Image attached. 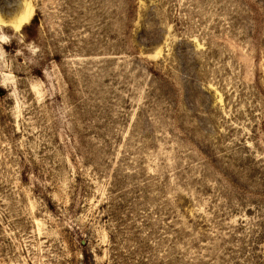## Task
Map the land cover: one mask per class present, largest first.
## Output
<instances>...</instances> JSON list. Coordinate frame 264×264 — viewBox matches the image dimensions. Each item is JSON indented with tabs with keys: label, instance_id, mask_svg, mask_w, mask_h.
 Masks as SVG:
<instances>
[{
	"label": "rangeland",
	"instance_id": "obj_1",
	"mask_svg": "<svg viewBox=\"0 0 264 264\" xmlns=\"http://www.w3.org/2000/svg\"><path fill=\"white\" fill-rule=\"evenodd\" d=\"M0 31V264H264V0H0Z\"/></svg>",
	"mask_w": 264,
	"mask_h": 264
},
{
	"label": "clouds",
	"instance_id": "obj_2",
	"mask_svg": "<svg viewBox=\"0 0 264 264\" xmlns=\"http://www.w3.org/2000/svg\"><path fill=\"white\" fill-rule=\"evenodd\" d=\"M17 31H19V29H17ZM10 43H11V37L3 33L2 31H0V61H5V58L7 56V53L5 49L3 48V45L10 44ZM30 51H32L33 54H35V52L38 51V49L30 47ZM0 86L7 87V85L5 84H0Z\"/></svg>",
	"mask_w": 264,
	"mask_h": 264
}]
</instances>
